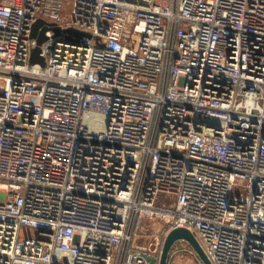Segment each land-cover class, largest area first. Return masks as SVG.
Instances as JSON below:
<instances>
[{
    "label": "built area",
    "instance_id": "built-area-1",
    "mask_svg": "<svg viewBox=\"0 0 264 264\" xmlns=\"http://www.w3.org/2000/svg\"><path fill=\"white\" fill-rule=\"evenodd\" d=\"M39 19L91 37L31 64ZM147 221L264 264V0H0V264L157 263Z\"/></svg>",
    "mask_w": 264,
    "mask_h": 264
},
{
    "label": "water",
    "instance_id": "water-1",
    "mask_svg": "<svg viewBox=\"0 0 264 264\" xmlns=\"http://www.w3.org/2000/svg\"><path fill=\"white\" fill-rule=\"evenodd\" d=\"M46 31H52L55 35H61L64 33L66 38L69 40H73V37H91L89 33L78 31L74 28H66L62 30L56 24L48 23L43 19H39L33 24L30 33L31 39H33L36 43V46L31 51V64L38 63L41 66L45 65L44 58L40 56V46L47 39L45 36ZM180 241L185 242L192 248L202 264H212L195 234L184 228H174L165 235L157 263L152 258L146 257V259L150 262V264H168L171 250L173 249L174 245Z\"/></svg>",
    "mask_w": 264,
    "mask_h": 264
},
{
    "label": "rangeland",
    "instance_id": "rangeland-1",
    "mask_svg": "<svg viewBox=\"0 0 264 264\" xmlns=\"http://www.w3.org/2000/svg\"><path fill=\"white\" fill-rule=\"evenodd\" d=\"M68 9V8H67ZM235 196H242L244 195V190L236 187L234 191ZM165 196L161 195L159 197V201L157 204H161L165 201ZM165 230L163 226L159 222H145L144 230L145 235H142L141 238L138 240L139 244L142 246H148L150 243L152 244V248L156 240L159 237V246L158 250L160 251L164 238H165ZM159 255V252L157 253ZM170 264H202L200 260L197 258L196 254L189 250L187 244L185 242H177L173 249L172 253L170 254Z\"/></svg>",
    "mask_w": 264,
    "mask_h": 264
},
{
    "label": "trees",
    "instance_id": "trees-1",
    "mask_svg": "<svg viewBox=\"0 0 264 264\" xmlns=\"http://www.w3.org/2000/svg\"><path fill=\"white\" fill-rule=\"evenodd\" d=\"M187 246H188L189 250H191V251L194 253V251L192 250V248H191L188 244H187ZM171 253H172V250H171ZM171 253H170V254H171ZM170 256H171V255H170ZM170 256H169V257H170ZM197 258H198V257H197ZM168 264H170V259L168 260Z\"/></svg>",
    "mask_w": 264,
    "mask_h": 264
}]
</instances>
